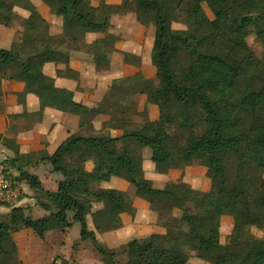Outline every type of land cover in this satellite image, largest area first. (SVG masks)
<instances>
[{"label": "trees", "instance_id": "1", "mask_svg": "<svg viewBox=\"0 0 264 264\" xmlns=\"http://www.w3.org/2000/svg\"><path fill=\"white\" fill-rule=\"evenodd\" d=\"M18 1L25 4L22 9L30 16L34 14L36 9L30 1ZM40 1L61 19L60 33L50 35L47 26L33 25L30 16L21 19L24 29L18 41L10 49H0V83H24V92L36 95L42 110L49 107L69 114L85 113L87 108L76 103L70 91L57 88L54 80L44 75L43 66L59 61L68 64L69 55L59 47L82 42L87 33L106 30L110 26L108 10L143 11L151 16L155 34L151 61L160 84L146 97L147 102L157 106L159 117L136 134L120 138L72 135L51 156L42 152L41 160L61 177L55 192L45 190L37 175L24 170L31 163V155H19L15 146L16 156L8 158L5 173L10 178L8 170L16 171L18 182L43 195L45 199L38 205L46 215L33 219L24 208L9 204L11 210L0 220V255L13 235L22 230L44 239L50 231H66L78 224L80 240L92 244L103 264H119L118 252L127 257L125 264H188L190 253L208 264H264V177H254L257 170L264 173V79L258 80L262 61L244 36L254 27L256 38L264 45V0H212L221 11L214 20L206 16L196 0H131L120 6H107L101 0L97 8L90 0ZM14 6L0 0V11L7 12L6 16L0 15V25L11 27L16 15ZM178 9L185 14V29L172 27L179 20L173 16ZM184 59L188 65L179 73ZM126 84L131 92L141 93L136 79L114 81L110 100L118 95L124 102L113 105L108 101L107 108L102 107V112L110 111L117 121L122 107L128 105L124 97ZM173 124L188 132L179 147L172 145L168 131ZM127 137L138 147L148 148L152 163L159 168L207 160L210 189L203 201L194 202V214L182 213L180 221L186 229L175 227L174 218L173 226H165L168 229L164 235L133 238L119 251H113L98 241L96 233L113 228L112 220L124 212L128 197L119 190L98 189L96 184L111 178L124 179L134 186L136 197L166 202L181 210L183 201L192 195L191 189H158L146 180L138 159L117 154V144ZM230 157L240 163L233 181L225 165ZM86 164L92 165L91 171L85 169ZM93 203L107 207L103 228L99 224L91 226L88 221ZM225 211L232 212L233 229L229 242L223 245L219 228ZM245 227L263 230V236L249 235Z\"/></svg>", "mask_w": 264, "mask_h": 264}, {"label": "crops", "instance_id": "2", "mask_svg": "<svg viewBox=\"0 0 264 264\" xmlns=\"http://www.w3.org/2000/svg\"><path fill=\"white\" fill-rule=\"evenodd\" d=\"M29 1L36 9L34 14L38 15L37 20L40 18L37 23L31 21L33 25L40 27L46 24L50 35L60 33L61 19L52 15L49 7L40 0ZM124 1L131 0H104V4L120 6ZM100 3L101 0H90L94 8L99 7ZM148 14L143 11L112 13L110 26L106 30L87 33L84 41L77 44L68 42L59 47L63 53L67 52L66 54L69 55L68 64L59 61L46 63L43 66L44 75L53 79L57 88L70 91L73 100L87 108L83 114H69L49 107L42 110L38 97L24 92V83L3 80L0 83V157L14 158L16 154L13 149L17 146L19 155H31V163L27 164L24 170L37 175L45 190L55 192L61 177L48 169L50 166L48 162L41 160L42 152L51 156L72 135L120 138L136 134L145 124L157 120L159 110L157 106L147 102L146 97V93L160 86L156 69L151 61L155 34ZM16 15L21 16L22 19L30 16L29 12L25 11H19ZM0 29L11 32L13 37V41H10L12 44H0V49H10L14 39L18 41V35L23 31L13 26H0ZM97 41H100V44H95ZM97 45L100 48H97ZM123 79H136L141 93L133 90L131 92L128 84L132 83L125 85L124 97L128 105L122 107L121 119L117 121L112 118L110 111L102 112V107L106 109L112 97V93L109 92L112 83ZM116 151L120 156L127 155L138 159L144 178L155 188L164 189L173 180L171 177L165 179L161 175L162 173L157 170L158 167L151 161V151L148 148L138 147L132 138L122 139L117 144ZM38 167L46 169L48 178L38 174L36 171ZM92 168L91 164L85 165L87 171H91ZM182 171L183 168L174 172L177 174L176 177H179ZM21 185L27 188L24 183ZM95 187L119 190L128 197L124 212L112 220V224L120 220L121 229L112 232L116 234L118 240L129 232L137 234L135 235L137 237L162 235L157 222L153 220L152 211L141 213V216L148 220L146 227L141 230L134 226V219H138L137 213L133 217L128 216L129 208H138L139 211L147 203L136 197L135 188L131 183L124 179L111 178L110 181L96 184ZM26 200L17 203V207L24 208L29 204L30 207L32 206V212L39 215V218L46 215L39 205L34 204L35 199ZM25 201L26 203H23ZM99 206L102 204L93 203L91 213L98 211ZM11 208L7 204H0V214H7ZM89 216L91 217L92 214ZM89 216L88 221L93 226ZM75 227L76 224L66 231H50L44 239L38 238L30 230H22L14 234L12 241L5 245L4 253L0 255V264H48L50 258L68 254L72 247L79 249L77 246L82 243L77 244L70 236L71 230L76 229ZM96 235L98 238V232ZM76 238L80 240L79 234ZM99 240L105 244L104 239ZM125 242L126 240L118 242V245L121 247Z\"/></svg>", "mask_w": 264, "mask_h": 264}, {"label": "rangeland", "instance_id": "3", "mask_svg": "<svg viewBox=\"0 0 264 264\" xmlns=\"http://www.w3.org/2000/svg\"><path fill=\"white\" fill-rule=\"evenodd\" d=\"M5 1V0H3ZM29 1V0H27ZM197 2H199L201 4V7L203 9V11L205 12L206 16L210 19V20H214L220 13V9L217 6V4L214 1H207V2H202L201 0H196ZM7 3H10L12 5H16L12 8V11L14 14L18 13L19 11H25L24 8L25 4L23 2H19L18 0H6ZM124 10V9H123ZM123 10H121L123 12ZM182 9H178L173 13V16L178 17V21L172 23V27L174 29H185L186 26L184 24L185 21V14L183 12H181ZM26 12V11H25ZM0 15L2 16H6V11L5 10H1L0 11ZM109 16L112 13H118V11H111L108 10ZM43 16H46V14L42 13ZM149 15V21L151 20V16ZM37 16L36 14H32L30 16V20L33 23H37L39 20H37ZM21 17V16H20ZM22 18L17 17L16 15H13V20H12V25L15 29H24L23 28V23H22ZM40 23V22H39ZM0 26H4V25H0ZM46 26V24H45ZM45 26H40V27H45ZM6 27V26H4ZM57 35V34H56ZM244 36H245V40L247 45L253 50V52L255 53V55L262 61V64L257 72V77L259 82H261L264 79V45L256 38L255 35V29L254 27H250L249 29H247L244 32ZM13 41V37L11 32H8L7 30H1L0 29V44L3 45H10L12 44ZM17 42V39H14L15 43ZM99 46V45H98ZM188 65L187 60H181L180 63V67L178 69V72L181 73L184 69V67H186ZM137 81V80H136ZM138 88V87H135ZM109 102L113 105H122L121 103L124 102V98H120V96L115 95L114 98H112L111 100H109ZM169 133L171 134L172 137V145L174 147H179L181 145L184 144V142L186 141V138L188 136V132L182 131L181 129H179V127L176 124H173L169 127ZM0 160L2 162L3 165L7 166L6 163H8V158L4 159L2 157H0ZM193 162H186L181 163V164H173V165H169V166H164L162 168L158 167V171L160 173H162L161 175H163L165 177V179H167L168 177L173 178V180L171 182H169V184L167 185V187H175L177 188L180 192H185L187 189H191L192 191V195L190 198H186L183 201V209H178L173 207L172 205H170L169 203L166 202H147L145 204V206L143 208H141L138 211V208L134 209V208H129L128 209V216H132L134 214L137 213L138 215V219L135 218L134 216V226L141 230L142 228L146 227L145 225L148 223V220H145V218H143L141 216L142 212L145 213H149L150 211H152L154 213V219L157 222L158 227L160 228V231L162 232V235H164L166 233V227L165 226H173V224L175 222H173V219H177L176 223H175V227H177L178 229H186V225L184 222L180 221V217L182 215L183 212H187L189 214H194L196 211L194 209V202L195 201H203L205 194L208 193L209 189H210V180L207 178L206 173H207V169H208V162L207 160H192ZM226 167H227V171L229 173V179L230 181H233V179L236 176L237 170L240 169V163L238 162L237 159L230 157L226 160ZM183 168V171L181 173V175L179 177H176V171H178L179 169ZM184 168H187L186 170H184ZM48 169H51L50 166ZM36 171L38 172V174H41L43 177H47L46 174V169L38 167L36 169ZM9 172V177L10 179L14 182L17 190L20 193L19 198L17 199L16 202H12V203H7L4 201H0L1 203L7 204L9 207H12L10 205H15L17 207V203L21 202V200L23 199H27L29 200L30 198L35 199L34 204L38 205V201L39 200H44L45 198L43 197V195L37 193L36 191H34L32 188H30L27 184H25L27 186V188H23L21 183L18 182L16 179L19 176L18 173L14 170H8ZM178 173V172H177ZM255 178L259 179L260 177H264V173L257 170L255 171ZM48 178V177H47ZM52 184H49V186H51ZM166 188V187H165ZM194 188H196L197 190H194ZM26 200V201H27ZM23 202V203H26ZM10 204V205H9ZM33 204V205H34ZM32 206L30 207V205H26V207H24L25 211L27 212V215H29L31 218L33 219H37L39 218V215H36V213L32 212L31 210ZM101 212V213H100ZM107 212V207L102 205L99 206V212L96 210L93 213H90V215L92 214V216L90 217L91 223L92 225L95 227V225L99 224L101 225V227L103 228V223H104V213ZM6 215V214H5ZM4 214H0V220H2L5 217ZM148 217V216H147ZM116 218V217H115ZM114 220V218H113ZM120 220H116L115 224L113 223L112 225L115 227H113L111 230H108V232H101L98 233V238L99 239H104L105 241H103L105 244H103L99 239L98 241L105 246L106 248L113 250V251H119L120 246L118 245V242H124V240H126V242L124 243V245L131 239L133 238H144L147 236H143V237H137L135 235L137 234H133L132 232L128 233L127 235L123 236V238L120 240H118V237L116 236V234L112 233L114 230L116 231L117 229H121L120 227ZM122 223V221H121ZM111 226L110 224L108 225V227ZM76 229L71 230L70 236L73 238V240L75 242H77V244H79V242H81L82 244H79L77 247H79V249H75V247H72L71 252H69L68 254L65 255H57L54 256L52 258L49 259L48 264H103V262L101 261L98 253L95 251V249L93 248L92 244L90 242H82L80 241L78 238V234L80 231V227L78 224H76ZM233 229V215L232 212L230 211H225L221 218H220V228H219V232H220V242L223 245H226L229 240H230V235ZM244 232L252 235L256 238H261L263 236V230H259L255 227H245L244 228ZM137 233V232H136ZM77 239V241H76ZM124 239V240H123ZM191 257L190 260L188 262V264H207L206 262L197 259L195 257V253H190ZM117 262L119 264H125L127 261V257L124 254H120L118 252L117 258H116Z\"/></svg>", "mask_w": 264, "mask_h": 264}, {"label": "built area", "instance_id": "4", "mask_svg": "<svg viewBox=\"0 0 264 264\" xmlns=\"http://www.w3.org/2000/svg\"><path fill=\"white\" fill-rule=\"evenodd\" d=\"M20 193L15 184L7 177L5 166L0 161V199L7 203L16 202Z\"/></svg>", "mask_w": 264, "mask_h": 264}]
</instances>
